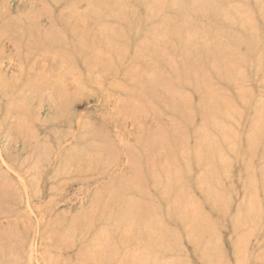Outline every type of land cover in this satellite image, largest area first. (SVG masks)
I'll use <instances>...</instances> for the list:
<instances>
[{
    "label": "rangeland",
    "instance_id": "374dc122",
    "mask_svg": "<svg viewBox=\"0 0 264 264\" xmlns=\"http://www.w3.org/2000/svg\"><path fill=\"white\" fill-rule=\"evenodd\" d=\"M0 264H264V0H0Z\"/></svg>",
    "mask_w": 264,
    "mask_h": 264
},
{
    "label": "bare ground",
    "instance_id": "6f19581e",
    "mask_svg": "<svg viewBox=\"0 0 264 264\" xmlns=\"http://www.w3.org/2000/svg\"><path fill=\"white\" fill-rule=\"evenodd\" d=\"M151 170H153V169H151ZM135 189V188H134ZM129 190H131L130 188H129ZM128 194H132L131 192H129ZM128 194H126V195H128ZM125 194L124 195H121V199L120 200H117L116 202H118L117 204L116 203H114V205H113V207L114 208H117V207H120L121 206V203H122V201H123V197L124 196H126ZM135 195V194H134ZM119 201H120V203H119ZM138 204V203H137ZM136 204V205H137ZM141 206H143V207H147V206H149V205H146V202H142V200H141ZM144 212L146 213V215H147V218L149 217L150 219H152V217H153V219H157V217L156 216H152L150 213H148V210H146L145 208H144ZM158 214V211H156V212H154V214L153 215H157ZM140 215H143V213H141ZM140 218V216H138V219Z\"/></svg>",
    "mask_w": 264,
    "mask_h": 264
}]
</instances>
